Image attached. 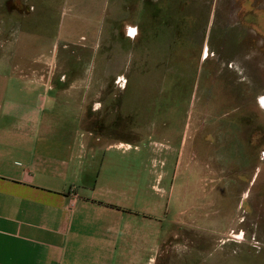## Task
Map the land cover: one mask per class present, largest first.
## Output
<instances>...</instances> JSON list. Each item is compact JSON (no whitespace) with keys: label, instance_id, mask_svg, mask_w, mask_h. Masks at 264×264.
<instances>
[{"label":"rangeland","instance_id":"rangeland-1","mask_svg":"<svg viewBox=\"0 0 264 264\" xmlns=\"http://www.w3.org/2000/svg\"><path fill=\"white\" fill-rule=\"evenodd\" d=\"M20 28L60 74L85 62L68 79L86 103H116L123 146L97 164L166 230L181 218L165 264H264V0H0V30Z\"/></svg>","mask_w":264,"mask_h":264},{"label":"crops","instance_id":"crops-1","mask_svg":"<svg viewBox=\"0 0 264 264\" xmlns=\"http://www.w3.org/2000/svg\"><path fill=\"white\" fill-rule=\"evenodd\" d=\"M26 35L0 30V264H165L185 244L181 218L166 230L152 197L97 164L123 146L105 134L121 128L116 103H86L89 86L68 79L85 62L60 74L57 45L30 33L40 44L26 47Z\"/></svg>","mask_w":264,"mask_h":264},{"label":"flooded vegetation","instance_id":"flooded-vegetation-1","mask_svg":"<svg viewBox=\"0 0 264 264\" xmlns=\"http://www.w3.org/2000/svg\"><path fill=\"white\" fill-rule=\"evenodd\" d=\"M222 133H224V132H222ZM222 133H220V134H222Z\"/></svg>","mask_w":264,"mask_h":264}]
</instances>
